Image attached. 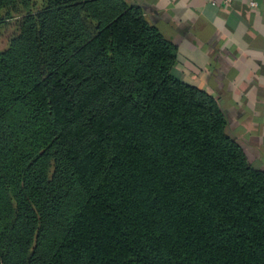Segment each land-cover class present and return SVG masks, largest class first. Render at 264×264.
Segmentation results:
<instances>
[{
    "label": "trees",
    "instance_id": "obj_1",
    "mask_svg": "<svg viewBox=\"0 0 264 264\" xmlns=\"http://www.w3.org/2000/svg\"><path fill=\"white\" fill-rule=\"evenodd\" d=\"M176 53L141 0H0V264H264V170Z\"/></svg>",
    "mask_w": 264,
    "mask_h": 264
},
{
    "label": "crops",
    "instance_id": "obj_2",
    "mask_svg": "<svg viewBox=\"0 0 264 264\" xmlns=\"http://www.w3.org/2000/svg\"><path fill=\"white\" fill-rule=\"evenodd\" d=\"M141 3L177 47L173 74L218 100L230 135L264 170V0Z\"/></svg>",
    "mask_w": 264,
    "mask_h": 264
},
{
    "label": "rangeland",
    "instance_id": "obj_3",
    "mask_svg": "<svg viewBox=\"0 0 264 264\" xmlns=\"http://www.w3.org/2000/svg\"><path fill=\"white\" fill-rule=\"evenodd\" d=\"M6 96H9V94ZM12 105H15L14 103L10 104L9 108L5 111V114H4V126L6 125H14L13 123L17 122V120H19L21 117H22V114L25 113V110L17 107V106H12ZM11 129H14V126L11 128ZM25 133H28L29 135H32L33 137L37 135V131H32V132H28L25 131ZM24 137V136H23ZM33 139L30 138L29 141L31 142ZM19 144H22V143H19ZM27 147H28V144H27ZM2 193V190H1V186H0V235H2L1 233H10V232H7V231H4V228L5 226H7V218L6 217H3L4 215V209L6 208L5 207V198L1 196ZM8 195V194H7ZM4 198V199H3ZM4 207V208H3ZM3 217V218H1ZM8 241H4V242H1V243H7Z\"/></svg>",
    "mask_w": 264,
    "mask_h": 264
},
{
    "label": "built area",
    "instance_id": "obj_4",
    "mask_svg": "<svg viewBox=\"0 0 264 264\" xmlns=\"http://www.w3.org/2000/svg\"><path fill=\"white\" fill-rule=\"evenodd\" d=\"M206 1H208L210 3H218L219 2V3L223 4V5H229L230 2H231V0H206ZM250 5L254 6L255 3L251 1Z\"/></svg>",
    "mask_w": 264,
    "mask_h": 264
}]
</instances>
